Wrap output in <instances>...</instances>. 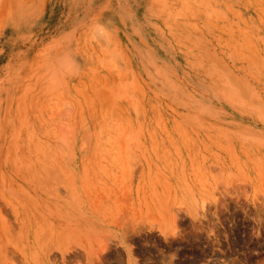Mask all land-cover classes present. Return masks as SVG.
Returning <instances> with one entry per match:
<instances>
[{
    "label": "rangeland",
    "instance_id": "374dc122",
    "mask_svg": "<svg viewBox=\"0 0 264 264\" xmlns=\"http://www.w3.org/2000/svg\"><path fill=\"white\" fill-rule=\"evenodd\" d=\"M23 1L0 264H264V0Z\"/></svg>",
    "mask_w": 264,
    "mask_h": 264
},
{
    "label": "bare ground",
    "instance_id": "6f19581e",
    "mask_svg": "<svg viewBox=\"0 0 264 264\" xmlns=\"http://www.w3.org/2000/svg\"><path fill=\"white\" fill-rule=\"evenodd\" d=\"M25 1V0H24ZM23 1V2H24ZM32 2V0H29ZM21 0H0V22H1V31H5L9 27H15L14 20L18 17L20 13ZM31 8V7H30ZM32 11V10H31ZM30 12V11H29ZM21 20V19H20ZM18 23V22H17ZM17 26V25H16ZM18 29V28H17ZM17 61V60H16ZM15 61V62H16ZM8 62V61H7ZM14 62V63H15ZM9 64V63H8ZM17 64V63H16ZM7 65V64H6ZM18 65V64H17ZM9 66H11L9 64ZM16 67V66H15ZM35 121V120H34ZM34 131L39 132L40 134L49 136V130L46 129L42 124L37 122H32ZM76 170V169H75ZM68 173V172H67ZM82 173V172H81ZM69 174V173H68ZM75 179V184H76ZM82 182V181H81ZM82 184V183H81Z\"/></svg>",
    "mask_w": 264,
    "mask_h": 264
}]
</instances>
